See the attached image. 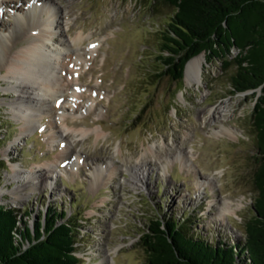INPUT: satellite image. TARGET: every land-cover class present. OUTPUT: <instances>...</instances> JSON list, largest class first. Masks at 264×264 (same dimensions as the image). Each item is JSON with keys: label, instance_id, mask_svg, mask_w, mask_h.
Masks as SVG:
<instances>
[{"label": "rangeland", "instance_id": "rangeland-1", "mask_svg": "<svg viewBox=\"0 0 264 264\" xmlns=\"http://www.w3.org/2000/svg\"><path fill=\"white\" fill-rule=\"evenodd\" d=\"M0 1L3 37L12 34L16 19L23 9L27 11L31 0ZM9 1L21 7L8 8ZM45 8L44 13H36L43 27L30 30L23 38L13 37L11 44L17 52L45 28L48 37L56 33L46 44L60 46L64 56L69 52L64 47L67 40L72 42L79 33L85 37L79 56L58 61L63 91L51 101L54 109L36 126L43 122V130L50 131L66 122L62 130L68 144L56 145L58 139L50 145L51 140L44 141L43 132H35L34 127L23 132L10 105L17 91L6 90L12 82L7 69L0 68V191L6 190L0 194V205L19 209V213L34 212V216H24L34 227L52 198L50 208L66 211L64 220L77 219L76 254L81 264L106 258V251L110 259L103 264H145L148 253L141 237L150 218L158 215L178 219L187 233L200 235L215 246L242 243L245 224L255 214L253 112L262 89L230 93L235 67L224 69L219 60L207 62L202 52L203 84L187 86L183 79V89L173 98L176 84L168 78L159 83L153 78L160 65L158 40L175 11L172 6L155 4V0H55ZM47 21L54 24L45 25ZM71 79L76 82L75 91L67 84ZM230 127L236 130L234 135L226 132ZM21 135L28 146L18 138ZM69 143L76 146L84 162L77 167L71 161L67 171L66 161L60 163L64 168L61 177L70 188L57 179L59 190L55 189L54 198L49 197L43 167L47 159H56L54 168ZM22 144L23 153L17 152ZM125 161L131 163L128 169ZM141 165L146 174L139 180L132 173ZM115 166L112 178L109 171ZM98 169L103 174L100 181L93 176ZM16 170L27 181H14ZM39 191V195L34 193ZM224 200H231L236 212L224 216Z\"/></svg>", "mask_w": 264, "mask_h": 264}, {"label": "trees", "instance_id": "trees-1", "mask_svg": "<svg viewBox=\"0 0 264 264\" xmlns=\"http://www.w3.org/2000/svg\"><path fill=\"white\" fill-rule=\"evenodd\" d=\"M174 13L158 40L153 78L175 83L174 96L183 89L188 61L205 52L207 62L234 66L232 94L249 90L262 94L253 112L257 136L253 201L255 214L245 224L246 237L235 246H215L200 235L187 233L178 219L150 218L142 234L148 253L145 264H264V0H155ZM175 106V102H173ZM65 211L41 212L34 227L19 209L0 205V264H81L77 219L64 220ZM22 223V227H19Z\"/></svg>", "mask_w": 264, "mask_h": 264}, {"label": "bare ground", "instance_id": "bare-ground-1", "mask_svg": "<svg viewBox=\"0 0 264 264\" xmlns=\"http://www.w3.org/2000/svg\"><path fill=\"white\" fill-rule=\"evenodd\" d=\"M37 1L43 3V6L42 7L35 6L33 10L32 9L29 10V14L26 10L23 9L22 10L23 14H21L20 18L16 19V25L12 29V34L7 33L5 36H3L4 38L0 36V68L7 69L6 76L12 82L11 87L7 88L6 90H11L12 88L14 91H17V95H16L17 97L14 98L13 101H11L10 105L12 107L11 110L14 113V115L17 117L19 121L22 122L21 129H23V132L33 127L36 128L39 121L50 111V109L51 108L54 109L53 107L50 108V103L51 101L54 102L55 99L59 97L58 95H60L61 91H63V86H64L63 82H61L59 71L57 70L59 68L58 61L64 62V58L66 60V56H70V59L79 56L80 54L79 45H81L85 40V37L83 36L82 33L76 35V37L73 38L72 42L67 40L64 43V47L66 46L65 48L68 49L69 52L65 53L66 55H64L65 56L64 57L63 52L60 49V46L59 49H55L51 46H46V39L50 38L48 37L50 36V34L46 32L43 33V31H45V28H43L44 30L41 31L40 34L36 35L35 38H32L30 40L28 39L26 44H24L20 50L18 49V51L15 52L13 49L14 46L13 44H11L12 38L13 37L23 38L24 36L28 35V32L30 33V30L37 29L40 25L42 26L44 21H42L40 17L36 16V13L42 11L44 13L46 11L45 7L47 5H51V4L53 5L55 0H37ZM7 4H11L10 6L11 9L17 6L19 8L21 7L20 5L16 4V2L11 3V1H9V3ZM50 16L54 19L57 16V13L54 12ZM26 17L29 20L28 22L25 23L21 21L24 20ZM1 22L0 24L3 25V23ZM58 22L59 19H57L56 22L57 26L59 24ZM52 24H54V21L51 22L47 21L45 23V25H52ZM55 35L56 33H53L51 37ZM61 59L63 60L61 61ZM204 61H205L204 54L191 58L188 61L186 66V74L184 77L187 86L192 85L193 83H198V85L203 84ZM67 84L72 85L71 87H73L74 91L77 89V87H75L76 82H74L73 79H71L70 82L68 81ZM66 126L67 124L65 122L63 123V126L55 125L54 126L55 128L53 127L50 128L49 132L51 133V140L52 141H56L58 139L61 140V136L58 133L60 132V129ZM226 132L229 133L230 135H234L236 133V130L230 127L226 129ZM66 154L67 151H65V153L63 154H60L59 160L64 159ZM46 165H48L47 167L49 166L52 167L53 162L47 161ZM130 165L131 163L125 161L124 163L125 169H128ZM143 167H144L143 165L139 167L137 166V168H135L132 173L133 176L138 178L139 180L144 178L146 174L145 168L143 169ZM16 169H19V167H17ZM116 170H117V166H115L112 171L111 170L109 171L110 176L112 178ZM93 174H94L93 175L94 179L96 181H100L101 176H103V174H100L99 169L97 170V172L95 171ZM45 175L47 176V174ZM22 176H24V173L19 174V170H16L13 176V180L27 181V177L24 178ZM45 177H42V179H45ZM33 186L34 185L32 184L31 186L32 188L36 187ZM14 189H18L17 191L21 190V188H16V187ZM4 191L6 190L2 189L0 191V194L3 193ZM10 192L15 195L17 194V198H22V194H20L19 192L15 193L13 189H10ZM235 209L236 207H233V202L231 200L223 201L221 212L224 216L226 213L230 211L236 212ZM120 247L121 245H118L116 247V250ZM110 254L111 253L109 251H106L105 256L107 259H110ZM106 258L101 260H96L93 263L89 262L87 264H103Z\"/></svg>", "mask_w": 264, "mask_h": 264}, {"label": "water", "instance_id": "water-1", "mask_svg": "<svg viewBox=\"0 0 264 264\" xmlns=\"http://www.w3.org/2000/svg\"><path fill=\"white\" fill-rule=\"evenodd\" d=\"M186 66H187V64H186ZM185 70H186V68H185Z\"/></svg>", "mask_w": 264, "mask_h": 264}]
</instances>
